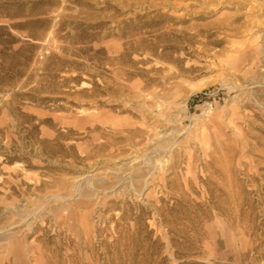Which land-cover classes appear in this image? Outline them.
Segmentation results:
<instances>
[{"label": "rangeland", "instance_id": "rangeland-1", "mask_svg": "<svg viewBox=\"0 0 264 264\" xmlns=\"http://www.w3.org/2000/svg\"><path fill=\"white\" fill-rule=\"evenodd\" d=\"M255 18L264 0H0V264H264V55L240 62L235 32Z\"/></svg>", "mask_w": 264, "mask_h": 264}, {"label": "bare ground", "instance_id": "bare-ground-1", "mask_svg": "<svg viewBox=\"0 0 264 264\" xmlns=\"http://www.w3.org/2000/svg\"><path fill=\"white\" fill-rule=\"evenodd\" d=\"M158 15H161V14L157 13L156 16H158ZM236 22H237V18L230 21L227 24L222 23V25L226 26V27L232 26V25H235ZM242 29H243V31L250 33L252 40H249V41L243 43V45H242L243 48L238 51L239 52L238 60L240 62H244V63H247V62L250 63V61L252 60L253 57L255 60H259V57L264 55V20H262L261 18H255L253 20L247 21L241 25V28L235 29V32H238V30H242ZM191 41L193 42V39H191ZM221 41L222 40H214L213 42L215 44H220ZM259 41H261L262 43L259 44ZM192 70L193 69H190V71H192ZM240 70L241 69H237V71H240ZM226 86L228 87L229 91L236 92V91L240 90V87L237 85L228 84ZM240 97H241L240 95L234 96L232 98V103H237L238 101L243 102L242 99L240 100ZM168 121L171 122L170 120H168ZM192 121H196V120H192ZM219 129H221L220 126H219ZM136 132L138 133L140 131L136 130ZM205 134H206V132H205V130H203L202 135L200 137H198L199 138L198 140H203L204 142L207 143L210 140V137H213V136L209 137L207 134L206 135ZM213 138L219 143V146L221 148H224L228 151H230L232 149V145L226 144L225 140L223 139V133L222 132H216V134L214 135ZM149 144L150 145H147L146 150L152 148L151 151L153 152V155L154 154L160 155L161 153H166V152L170 151L171 149H173L175 146L174 142L167 145L165 143V136L160 134V133L156 134L152 138H149ZM158 163L160 164V162H158ZM188 164H189L188 169L191 170L190 163H188ZM171 165L173 166L174 162H172ZM150 173L151 172L146 174V176H144V178L151 180L153 178L152 176L147 178L148 175H152ZM119 175H120V173H119ZM148 184H149V181L147 182V185ZM124 190L125 189H123V191ZM229 223L230 222L227 221V224H229Z\"/></svg>", "mask_w": 264, "mask_h": 264}]
</instances>
